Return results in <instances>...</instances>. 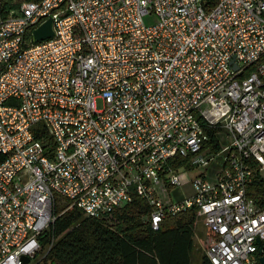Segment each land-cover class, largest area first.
Returning a JSON list of instances; mask_svg holds the SVG:
<instances>
[{
  "label": "built area",
  "instance_id": "1",
  "mask_svg": "<svg viewBox=\"0 0 264 264\" xmlns=\"http://www.w3.org/2000/svg\"><path fill=\"white\" fill-rule=\"evenodd\" d=\"M259 175L264 0H0V264L38 263L61 201L135 199L155 231L197 212L211 264H260Z\"/></svg>",
  "mask_w": 264,
  "mask_h": 264
},
{
  "label": "trees",
  "instance_id": "2",
  "mask_svg": "<svg viewBox=\"0 0 264 264\" xmlns=\"http://www.w3.org/2000/svg\"><path fill=\"white\" fill-rule=\"evenodd\" d=\"M25 1L30 0L6 3L15 7ZM248 196L264 203L262 176L255 178ZM56 213L50 232L40 237L47 250L36 264H194L195 211L166 221L158 231L146 221L151 209L139 199L109 219L87 217L78 208ZM199 264H211L206 254Z\"/></svg>",
  "mask_w": 264,
  "mask_h": 264
},
{
  "label": "rangeland",
  "instance_id": "3",
  "mask_svg": "<svg viewBox=\"0 0 264 264\" xmlns=\"http://www.w3.org/2000/svg\"><path fill=\"white\" fill-rule=\"evenodd\" d=\"M204 171V169H196V170H191L188 172H185V174L182 175V184H185L187 186L188 182L190 180H193L194 178H196L197 176H199L200 174H202ZM185 194L187 193H191V189L189 186H187L184 189ZM73 209V208H71ZM70 209V206L61 201L60 205H58L57 207V211L59 212H67ZM208 236V231L207 228L204 225L203 220L198 217L197 218V222H196V229H195V253H194V264H199L200 263V257H202L204 254H206V248H207V237ZM47 250V248H45V250H42V252H45ZM41 252V253H42ZM45 254H40V258H38L37 262H40L43 259V256Z\"/></svg>",
  "mask_w": 264,
  "mask_h": 264
},
{
  "label": "water",
  "instance_id": "4",
  "mask_svg": "<svg viewBox=\"0 0 264 264\" xmlns=\"http://www.w3.org/2000/svg\"><path fill=\"white\" fill-rule=\"evenodd\" d=\"M35 43L48 40L53 37V28H52V20L47 21L45 24L41 25L38 29L33 32ZM258 245L260 246L259 255H260V264H264V246L262 242L258 241ZM25 263L29 264L30 259L25 258Z\"/></svg>",
  "mask_w": 264,
  "mask_h": 264
},
{
  "label": "crops",
  "instance_id": "5",
  "mask_svg": "<svg viewBox=\"0 0 264 264\" xmlns=\"http://www.w3.org/2000/svg\"><path fill=\"white\" fill-rule=\"evenodd\" d=\"M200 259H201V257H200ZM198 264V263H197Z\"/></svg>",
  "mask_w": 264,
  "mask_h": 264
}]
</instances>
